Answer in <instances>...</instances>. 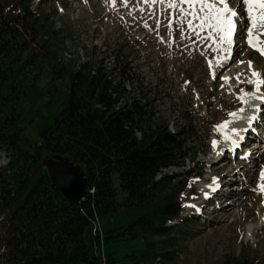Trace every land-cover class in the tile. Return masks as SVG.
<instances>
[{"label": "trees", "instance_id": "obj_1", "mask_svg": "<svg viewBox=\"0 0 264 264\" xmlns=\"http://www.w3.org/2000/svg\"><path fill=\"white\" fill-rule=\"evenodd\" d=\"M17 8L24 11L22 16L14 14ZM37 27L27 0H0V88H15L14 80H8L16 66L19 88L33 87L25 82V63L15 57L27 44L22 34L31 35ZM69 76V91L33 141L21 140L14 100L0 118V147L9 156V172L0 170V214L11 217L9 226L8 219L0 224V264L172 261L176 250L170 248L173 227L167 222L179 217L177 190L182 186L164 189L169 179L154 177L161 168L184 164L189 156L187 130L175 134L167 124L153 122L141 127L146 113L135 100L114 109L118 97L111 98L110 90L119 85L112 86L100 68L96 74L86 68ZM90 84L96 89L88 90ZM1 99L6 106L3 95ZM54 154L81 168L85 178L81 201L65 199L50 182L44 160ZM100 220L106 222L102 232ZM156 236L161 238L153 240Z\"/></svg>", "mask_w": 264, "mask_h": 264}, {"label": "rangeland", "instance_id": "obj_2", "mask_svg": "<svg viewBox=\"0 0 264 264\" xmlns=\"http://www.w3.org/2000/svg\"><path fill=\"white\" fill-rule=\"evenodd\" d=\"M79 1L90 6L82 5ZM79 1L82 9H74L66 0H46L40 5L41 10H48L49 8L51 13L55 4H61L64 10L63 28L58 30L57 22L54 19H52L53 22H49L46 15L47 33H38L37 41L40 45L43 44L44 53L46 51L47 54L44 55L40 52L38 47L32 49L27 47L24 51L21 50L17 53L18 57L15 58L21 63H25L23 68V72L27 74L25 82L32 84L33 87L31 89L19 88L17 66L14 67L11 70L14 74L12 73L10 81L14 80L15 88H0V95H3V100L6 103V106L0 104V115L10 105V99L14 100L11 104L20 112L18 121L24 128V136L35 137L41 126H47L50 117L58 109V103L62 96L69 91V84L71 83L69 72L80 71L83 73L85 71L83 65L89 62L91 65H101L98 68L104 74L107 72V79L111 85L119 83L124 91L125 100L124 98L118 99L119 104L114 106L115 109L129 106L135 100L146 113V119L143 120L141 127H145L146 122H153L168 124L169 129L173 132H179L182 127L185 130L189 129L184 143L185 147L189 148L190 157H193L195 162L193 163L189 157L184 166H169L159 173V178L164 175L172 177L164 185V189L177 188L181 182L184 187L183 182L187 176L195 174L193 178L198 177V179H194V182L188 179L189 187L182 193L184 207L181 214L183 218H190L183 223L177 221L179 224L173 228V246L170 248L176 250V257L168 262L163 260L161 264H230L233 260H239L238 264H264V222L262 225L258 224V217L260 214H264V206H261L260 202L262 201L260 193L249 190L245 193H239L241 195L239 198L233 191V196L238 203L230 209L225 207L224 211L226 212L214 217L213 222L207 223L206 216L193 219L192 215L198 204H200V209H208L202 204L208 198H205V193H208V190L204 189L211 182H214V178L220 177L221 172H225L227 169L225 165L210 163L216 154L214 149L217 147H213L212 140H218V128L215 126L227 117L230 110L239 106L241 102L238 96L240 94L239 89H250L246 82L249 75L244 69V63H237L238 60L243 59L244 54L250 52L238 51L230 66L220 71V67L214 70L213 82L209 84L212 72H207V62L204 60H212L223 55H216L219 50L213 42L207 38L199 40L200 38L194 36L185 25H182L185 35L181 38L177 25L174 24L169 27L167 22L163 21V26L157 29L155 19H150L149 12L141 15L136 14L135 21L141 22L138 27V34L139 36L144 35L148 40L147 45H139L138 48L146 53L155 52L158 55L160 53L161 60L153 64L146 60L148 63L142 64L138 60L137 52L127 55L129 56V58L127 57L128 61L130 60V63L138 68V70H132V73L124 77L125 80H128L129 87H127L123 85L118 72H115L113 68L108 69V66L111 65L107 63L112 62V59L110 54L105 53L101 48L105 43L101 40L104 35L110 36V40L114 41L113 38L115 37H112L109 32L113 31V34H117L118 28L111 21L109 24L102 23L99 19V17L102 19L99 9L90 13L94 6H99V3L94 4L95 0ZM230 1L234 3L235 0ZM32 4L34 7V3ZM109 12L129 21L126 11H123L122 8L110 9ZM142 21H146L152 30L146 29ZM192 29L194 32H198L194 27ZM157 31L159 35H157ZM130 33L134 35V30L130 29ZM96 40L97 42H95ZM87 42L90 47L86 45ZM114 48L115 46L110 42L107 43L106 49L114 53ZM208 48L209 50H207ZM130 49L133 51L132 46ZM123 50L127 54L129 47ZM66 51L71 55L70 59L67 60H65ZM167 53H171L174 59L166 61L165 55ZM251 57L252 55H249V58ZM214 60L210 65L213 64ZM181 69L190 70L186 76L190 78L191 84L197 87L201 98L205 100L206 105L204 107H197L200 101L194 100L191 96L193 92L191 87L181 86L182 75L181 71H178ZM237 72L246 73V75L241 76V82L236 80L235 73ZM225 74L230 78L227 81L221 79V77L226 76ZM221 85L224 86L221 87ZM95 89L93 84L88 85V90ZM111 95L115 98L114 92ZM134 133L137 138H140V131L135 130ZM1 155L4 158V155ZM60 159L82 172L81 168L73 164L66 156H60ZM221 161L227 164L225 160ZM233 168L236 169L237 167ZM187 170L191 173L187 174ZM257 175L256 172L250 176V187L255 184ZM207 218L208 220L211 219V213L207 215ZM104 221L100 220L97 224L98 230L101 232L102 226L106 223ZM249 224L253 225V230L251 229L250 232L247 230ZM159 238L161 237L156 236L152 239L157 240Z\"/></svg>", "mask_w": 264, "mask_h": 264}, {"label": "snow or ice", "instance_id": "obj_3", "mask_svg": "<svg viewBox=\"0 0 264 264\" xmlns=\"http://www.w3.org/2000/svg\"><path fill=\"white\" fill-rule=\"evenodd\" d=\"M111 3L115 4L116 0H110ZM130 0H123L124 4H128ZM143 5L146 7H140V4L137 3L135 6L140 7L141 12H149L150 19H155L156 28L159 29L162 25V20H167V25L172 27L174 24L179 27V31L181 34V38L184 37V29L182 25L186 24L188 29H192L195 27L197 30H208L209 38L212 35H216L219 37L220 43L224 45L225 57L227 59H231L232 49L228 47L234 43V32L237 30V17H240V22L243 21L242 14L232 7L228 6L227 0H141ZM239 3L240 0H237ZM243 5L245 6V11L247 12V19L249 21L248 38L247 43L250 47L256 48L262 56H264V47H258L251 38V34L253 31V25L259 24L262 28H264V0H242ZM156 5H160V12L154 17L151 15L154 11V7ZM219 5V6H218ZM167 9V11H165ZM131 14V13H129ZM198 23H194L197 22ZM143 26L146 29H151L150 25L146 21H142ZM157 35L159 32L157 31ZM195 43V42H193ZM238 64L245 63L243 60H238ZM252 61L248 60V72L251 73V76L248 77L247 83L253 84L257 86L256 91H258V85L264 84V79H256L254 81L253 78L258 77L260 74L253 70ZM221 70L224 66L223 61L220 62ZM211 67V65H209ZM246 75L243 72L235 73L236 80L241 82V76ZM222 80L227 81L229 77L224 76L221 77ZM189 81H185V84H188ZM224 85H221L223 87ZM256 91L245 92L243 88L239 89V92L243 94L241 97L242 102L247 103V99L244 97H248L255 101L264 100V94L257 95ZM239 111H243L240 109ZM229 115L233 117L234 120H238L236 112H230ZM255 119V116L248 117L247 123L248 127H251L252 120ZM224 124H228V121H224ZM216 128H220V125H216ZM247 129H242L238 127H232L231 131L233 133H240L246 131ZM242 135H238L237 139L243 140ZM225 139H231L228 136H225ZM237 139H232V144L234 147H238ZM217 141L215 139L212 140V145L215 147ZM245 157L248 156V153L245 152L243 154ZM260 175L264 177V170L261 171ZM194 179H198L194 178ZM215 179V178H214ZM219 188V185L216 186ZM260 187V186H258ZM264 190V189H262ZM256 191V189H253ZM208 193H205V198L208 197ZM264 203V200L261 201ZM192 207H196L195 205H191Z\"/></svg>", "mask_w": 264, "mask_h": 264}, {"label": "water", "instance_id": "obj_4", "mask_svg": "<svg viewBox=\"0 0 264 264\" xmlns=\"http://www.w3.org/2000/svg\"><path fill=\"white\" fill-rule=\"evenodd\" d=\"M61 155H53L47 159L46 169L52 183L56 184L61 194L68 200L78 202L85 195V179L83 172L60 159Z\"/></svg>", "mask_w": 264, "mask_h": 264}, {"label": "bare ground", "instance_id": "obj_5", "mask_svg": "<svg viewBox=\"0 0 264 264\" xmlns=\"http://www.w3.org/2000/svg\"><path fill=\"white\" fill-rule=\"evenodd\" d=\"M239 5V4H238ZM241 9H243V7H240ZM236 9L238 10L239 9V7L237 6L236 7ZM56 29V28H55ZM99 38V37H98ZM97 38V39H98ZM83 39H85V38H83ZM102 40V39H101ZM95 42H97V40L95 41ZM83 45H85V44H83ZM101 45V44H100ZM82 47V46H81ZM90 47V46H89ZM92 47V46H91ZM100 47V46H99ZM86 48V47H85ZM101 48H103V47H101ZM107 48V47H106ZM96 49H98V48H96ZM100 49V48H99ZM86 50V49H85ZM88 50V49H87ZM98 51V50H97ZM100 51V50H99ZM250 50L249 49H247V52H249ZM84 52V51H83ZM102 52V51H101ZM71 53H73V52H71ZM64 56V55H63ZM73 56V55H72ZM75 57V56H74ZM73 57V58H74ZM79 57V56H78ZM104 58V57H103ZM69 59H70V57H69ZM88 59V58H87ZM86 60V59H85ZM103 60V59H102ZM106 60V59H105ZM221 61H223V64H226L227 63V58L225 57V53H223V55H219V57L217 58L216 57V59L214 60V62H215V64H214V62H213V64H211V68L213 67V66H215V65H219L220 64V62ZM108 64V63H107ZM106 64V65H107ZM112 69V68H111ZM108 70V69H107ZM113 71V70H112ZM107 73V72H106ZM105 73V74H106ZM113 73V72H112ZM226 76H227V74H225ZM121 80V79H120ZM121 82V81H120ZM111 83V82H110ZM119 84V83H118ZM113 85V84H112ZM254 85H255V83H254ZM257 87V86H256ZM260 89H261V87H260ZM133 93V92H132ZM264 92L263 91H261V92H257L256 91V94H259V95H262ZM128 94V93H127ZM131 94V93H130ZM129 95V94H128ZM242 97V94H241V96H240V98ZM245 99V98H244ZM125 100V99H124ZM120 101V100H119ZM253 102H255V100H253V99H249V103L248 104H245L244 106H245V108H243V107H241L240 109H243V111H239V110H237L236 111V114H237V116L239 117V119L238 120H234L233 119V117H231L230 116V118L227 120L229 123L228 124H225V125H227V126H225L224 128H221V132H222V134H223V139L221 140V143H220V147L222 146V145H225V144H227L228 143V141H229V139H225V136H228V137H230L231 139H233V134H235V136L237 137L238 135H240L241 134V132L238 134V133H233L232 131H231V128L232 127H238V128H242V126H243V124H244V121H243V117H245L246 115H248L249 113H251L250 112V110H251V106H252V103ZM119 104V103H118ZM259 111H262V109H260ZM255 114V113H254ZM231 143V142H230ZM229 143V144H230ZM216 155V154H215ZM219 164H224V161H221ZM237 169V168H236ZM263 170H264V168H263ZM223 176H225V174L223 175ZM256 176V175H255ZM256 187V186H255ZM211 188H214V184H212V186H211ZM257 189H258V187H256ZM261 202V201H260ZM233 206H228V205H226V209H230V208H232ZM228 211V210H227ZM259 224V223H258ZM251 229L253 230V225L252 224H249V226H248V232H250L251 231Z\"/></svg>", "mask_w": 264, "mask_h": 264}]
</instances>
